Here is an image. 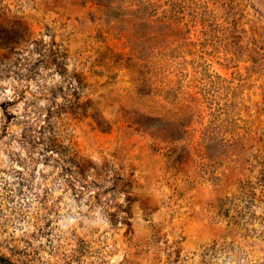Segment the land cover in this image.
Here are the masks:
<instances>
[{
  "label": "rangeland",
  "instance_id": "1",
  "mask_svg": "<svg viewBox=\"0 0 264 264\" xmlns=\"http://www.w3.org/2000/svg\"><path fill=\"white\" fill-rule=\"evenodd\" d=\"M0 258L264 264V0H0Z\"/></svg>",
  "mask_w": 264,
  "mask_h": 264
},
{
  "label": "trees",
  "instance_id": "2",
  "mask_svg": "<svg viewBox=\"0 0 264 264\" xmlns=\"http://www.w3.org/2000/svg\"><path fill=\"white\" fill-rule=\"evenodd\" d=\"M0 264H11L9 262L4 261L2 258H0Z\"/></svg>",
  "mask_w": 264,
  "mask_h": 264
}]
</instances>
